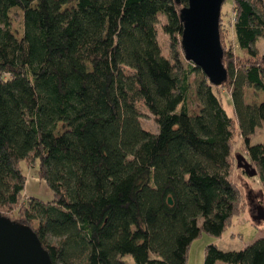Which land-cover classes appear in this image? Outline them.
I'll use <instances>...</instances> for the list:
<instances>
[{
    "label": "trees",
    "instance_id": "16d2710c",
    "mask_svg": "<svg viewBox=\"0 0 264 264\" xmlns=\"http://www.w3.org/2000/svg\"><path fill=\"white\" fill-rule=\"evenodd\" d=\"M230 2L232 33L247 53L224 45L220 5L226 78L213 85L179 60L185 0H0V214L33 228L53 264H127L124 253L135 264H184L200 231L219 236L247 203L236 139L264 199V142L250 140L264 121V96L243 99L247 86L264 93L252 45L264 32V0ZM12 6L22 12L19 38ZM159 14L168 55L156 39ZM193 71L200 108L189 114ZM219 86L231 114L213 91ZM141 107L155 131L141 125ZM21 160H36L49 200L23 195ZM216 260L264 264V236L239 249L207 243L201 264Z\"/></svg>",
    "mask_w": 264,
    "mask_h": 264
},
{
    "label": "rangeland",
    "instance_id": "374dc122",
    "mask_svg": "<svg viewBox=\"0 0 264 264\" xmlns=\"http://www.w3.org/2000/svg\"><path fill=\"white\" fill-rule=\"evenodd\" d=\"M264 4V3H263ZM9 18L10 30L16 38H19L22 34V12L16 7L12 6L7 10ZM233 11L231 8L230 0H223L221 4V23L223 31V43L224 45L229 46L234 55H244L247 53L245 48H240L236 44V40L232 33L230 22L232 20ZM166 21L165 17L162 14L158 15V21L156 24V39L159 44L160 50L163 54H169V40L167 34L163 32L161 26ZM255 53L258 56H261V53L264 51V32L263 34L257 36V38L252 43ZM179 60L184 65L185 59L183 58L182 53H179ZM200 78V73L193 71L188 75L189 89L186 95L185 104L189 114H195L200 108V104L194 94L195 82ZM213 91L221 98L222 104L225 110L231 114L230 100L227 95V89L223 86L218 88L213 87ZM264 93L262 90L255 89L252 86H247L244 88L243 99L248 103H257L262 100ZM143 114L141 115L140 121L141 125L151 131L156 130V123L152 119L151 115L148 114L142 107ZM65 127L58 122L55 127L56 132H60ZM251 142L263 141L264 142V121L256 127L253 133L250 136ZM234 153H242V147L238 139L235 140L233 144ZM235 153V154H236ZM245 156V155H244ZM245 158L248 160L247 156ZM19 166L22 172L25 174L24 185L22 189L23 195H32L43 201L51 197L52 192L47 186L46 181L43 178L36 176V160L32 163L27 164L24 160H21ZM237 172V170H236ZM241 174H238V178H241ZM246 174L243 176L245 179L244 182L246 190L251 188V191L247 193L246 202H250V206L245 204L238 214L234 215L231 219V225L226 227L219 236H214L208 234L204 231L195 237L189 244L186 254V259L184 264H201L203 258V248L207 243H214L218 248L227 250V249H239L244 245L250 243L256 237L264 236V220H253L251 217V212H254L256 203H262L264 205V199H261L260 196V184L256 176L250 178ZM255 204V206H254ZM252 208V209H250ZM37 222L33 221V226L36 227ZM120 258L127 264H135L131 255L124 253ZM76 264L79 261H75ZM218 264H225L220 260H217ZM57 264H62L57 262ZM227 264V263H226Z\"/></svg>",
    "mask_w": 264,
    "mask_h": 264
},
{
    "label": "water",
    "instance_id": "95a60500",
    "mask_svg": "<svg viewBox=\"0 0 264 264\" xmlns=\"http://www.w3.org/2000/svg\"><path fill=\"white\" fill-rule=\"evenodd\" d=\"M179 2L180 0H174ZM223 0H185L178 10L181 21L180 45L183 57L197 65L208 81L218 85L226 78L221 62L218 17ZM264 63V51L261 53ZM235 164L247 176L255 168L241 154H235ZM170 202V198H167ZM253 220H264V208L256 205ZM0 264H53L33 228L0 214Z\"/></svg>",
    "mask_w": 264,
    "mask_h": 264
},
{
    "label": "crops",
    "instance_id": "0c3cea01",
    "mask_svg": "<svg viewBox=\"0 0 264 264\" xmlns=\"http://www.w3.org/2000/svg\"><path fill=\"white\" fill-rule=\"evenodd\" d=\"M28 196V195H27ZM39 199V198H38ZM50 198H48L47 200H49ZM41 200V199H40ZM47 200H45V201H47ZM41 201H43V200H41ZM215 264H218L217 263V260L215 261ZM225 264H226V262H225ZM227 264H229V263H227Z\"/></svg>",
    "mask_w": 264,
    "mask_h": 264
}]
</instances>
